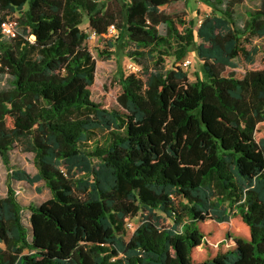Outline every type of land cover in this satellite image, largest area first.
Returning a JSON list of instances; mask_svg holds the SVG:
<instances>
[{
    "label": "trees",
    "instance_id": "trees-1",
    "mask_svg": "<svg viewBox=\"0 0 264 264\" xmlns=\"http://www.w3.org/2000/svg\"><path fill=\"white\" fill-rule=\"evenodd\" d=\"M171 1L0 0V25L17 21L13 36L0 29V75L11 78L0 157L8 164L15 144L32 152L36 172L10 175L50 192L38 204L11 188L0 197V264H264V63L251 66L264 0L242 25L244 0H204L198 23L165 12ZM84 18L135 48L138 70L119 76L111 105L92 95ZM191 50L205 78L177 64ZM234 59L240 78L223 74Z\"/></svg>",
    "mask_w": 264,
    "mask_h": 264
},
{
    "label": "rangeland",
    "instance_id": "rangeland-1",
    "mask_svg": "<svg viewBox=\"0 0 264 264\" xmlns=\"http://www.w3.org/2000/svg\"><path fill=\"white\" fill-rule=\"evenodd\" d=\"M260 0H244L241 4L235 6V21L238 25H242L247 18V12L259 6ZM167 13H178L184 19H193L197 21L198 18L203 17L211 11V6L204 0H172L169 4L161 7ZM197 11L198 14L191 18L190 14ZM198 23V21H197ZM80 27L85 31H89L86 19L80 24ZM158 30L161 34L165 33V26L160 24ZM261 41H255L259 43ZM86 46L95 58L97 71L95 82L91 87L92 95L96 100L101 101L106 105L113 104L115 95L119 91V76L127 74L131 71H136L137 60L134 59L136 55L131 54L135 48L132 43H127L125 37L111 33V36H99L95 38H87L85 41ZM264 46V41L263 44ZM184 57L189 58L191 63L188 67H183L188 73L189 81H194L195 76L205 78V73L201 61L191 50L187 52ZM264 61V48H260L256 62L251 65L252 67L263 66ZM235 67H225L223 74L232 72L235 77L240 78L244 73L245 66L237 59H234ZM147 64L153 66L154 60L147 61ZM169 60H165L167 67ZM180 64V62H177ZM10 76L8 74L0 75V89L8 88L10 86ZM103 133L94 134V139L104 137ZM33 153L23 150L20 144H15L9 151V162L5 164L0 157V197L7 194L8 189L11 188L17 200L24 205L29 203L38 204L50 197L48 188L39 180L34 183H29L23 180H16L11 177V170L22 169L30 174L36 172V168L32 162ZM24 209L22 212L23 221L27 223L28 211ZM133 227H126L125 237L128 238L135 227L140 222V216L137 215L131 219ZM164 224H170L171 220L165 218Z\"/></svg>",
    "mask_w": 264,
    "mask_h": 264
},
{
    "label": "built area",
    "instance_id": "built-area-1",
    "mask_svg": "<svg viewBox=\"0 0 264 264\" xmlns=\"http://www.w3.org/2000/svg\"><path fill=\"white\" fill-rule=\"evenodd\" d=\"M0 29L1 31L3 32V34L7 37L9 36H13L15 34V32L17 31V21L15 19H9V20H6L4 22L1 23L0 25ZM116 32V30L114 29L113 26H111L109 29H108V32H107V35L106 36H111V33ZM88 37L89 38H95V37H99L98 34H96L93 30H90L89 33H88ZM87 37V38H88ZM191 63V60L189 58H184L180 65L182 67H188ZM136 69L135 70H138L137 67H135ZM126 225L128 228H132L133 227V224H132V221L131 220H128L126 222Z\"/></svg>",
    "mask_w": 264,
    "mask_h": 264
},
{
    "label": "crops",
    "instance_id": "crops-1",
    "mask_svg": "<svg viewBox=\"0 0 264 264\" xmlns=\"http://www.w3.org/2000/svg\"><path fill=\"white\" fill-rule=\"evenodd\" d=\"M26 211H28V210H26Z\"/></svg>",
    "mask_w": 264,
    "mask_h": 264
}]
</instances>
